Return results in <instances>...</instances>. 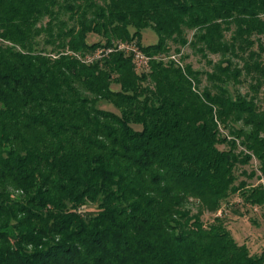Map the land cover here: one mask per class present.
Listing matches in <instances>:
<instances>
[{
  "label": "trees",
  "instance_id": "obj_1",
  "mask_svg": "<svg viewBox=\"0 0 264 264\" xmlns=\"http://www.w3.org/2000/svg\"><path fill=\"white\" fill-rule=\"evenodd\" d=\"M254 158L264 0H0V264H264Z\"/></svg>",
  "mask_w": 264,
  "mask_h": 264
},
{
  "label": "rangeland",
  "instance_id": "obj_2",
  "mask_svg": "<svg viewBox=\"0 0 264 264\" xmlns=\"http://www.w3.org/2000/svg\"><path fill=\"white\" fill-rule=\"evenodd\" d=\"M144 40L143 43L149 44L157 41L158 36L156 32L152 29H147L144 31ZM184 54H188L189 58L186 60L191 62L195 68H204L208 67L206 60L201 59L200 55L194 54L191 48H185ZM179 57V56H178ZM214 59L216 56H213ZM142 67V65H140ZM246 90V86L243 88ZM111 109H115L114 107H110ZM221 147H225L222 145ZM243 169H246L248 172H255V175L252 177L241 176V179H246L248 183L252 185H257L259 183H264V173L259 170V161L254 158L249 164L243 166ZM241 170H238L240 172ZM231 209L237 208L238 213L236 215H232L228 220V227L233 235V237L239 243H246L252 253H261L264 251V207H260L258 209L251 207L249 205L243 204L238 195L234 196L229 205ZM235 206V207H234ZM234 207V208H233ZM197 208L194 207V211ZM220 215L221 212L219 211ZM212 217V213H205L203 215L204 220H210Z\"/></svg>",
  "mask_w": 264,
  "mask_h": 264
},
{
  "label": "built area",
  "instance_id": "obj_3",
  "mask_svg": "<svg viewBox=\"0 0 264 264\" xmlns=\"http://www.w3.org/2000/svg\"><path fill=\"white\" fill-rule=\"evenodd\" d=\"M123 48H128L129 50L133 51L135 53V56L138 61L146 62L147 57L136 47V46H123Z\"/></svg>",
  "mask_w": 264,
  "mask_h": 264
}]
</instances>
